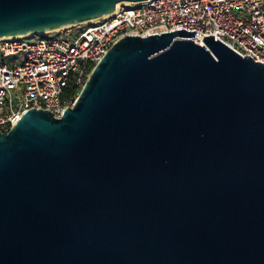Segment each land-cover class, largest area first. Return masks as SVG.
Returning a JSON list of instances; mask_svg holds the SVG:
<instances>
[{"label": "water", "instance_id": "1", "mask_svg": "<svg viewBox=\"0 0 264 264\" xmlns=\"http://www.w3.org/2000/svg\"><path fill=\"white\" fill-rule=\"evenodd\" d=\"M140 1L0 0V39ZM196 34L125 36L0 132V264H264V64Z\"/></svg>", "mask_w": 264, "mask_h": 264}, {"label": "built area", "instance_id": "2", "mask_svg": "<svg viewBox=\"0 0 264 264\" xmlns=\"http://www.w3.org/2000/svg\"><path fill=\"white\" fill-rule=\"evenodd\" d=\"M148 1L123 2L113 14L82 24L78 33L72 32L75 26L1 38L0 132L7 133L30 109L61 118L74 106L96 65L125 36L194 30L191 39L197 44L214 36L241 57L264 64V0Z\"/></svg>", "mask_w": 264, "mask_h": 264}, {"label": "rangeland", "instance_id": "3", "mask_svg": "<svg viewBox=\"0 0 264 264\" xmlns=\"http://www.w3.org/2000/svg\"><path fill=\"white\" fill-rule=\"evenodd\" d=\"M81 26H82V25H79V26H77L76 28L72 29V32H73V33H76V32L78 33V32L81 31V29H82ZM70 28H72V27H70ZM64 32H65V33H68L69 31H64ZM58 35H59V36H63V35H65V34L62 33V34H58ZM35 39H36V40H37V39H40V37L37 36Z\"/></svg>", "mask_w": 264, "mask_h": 264}, {"label": "bare ground", "instance_id": "4", "mask_svg": "<svg viewBox=\"0 0 264 264\" xmlns=\"http://www.w3.org/2000/svg\"><path fill=\"white\" fill-rule=\"evenodd\" d=\"M120 5H121V3L118 4V6H120ZM95 21H96V20H95ZM95 21H91V22H95ZM91 22H89V23H91ZM89 23H88V24H89ZM158 32H162V30H158Z\"/></svg>", "mask_w": 264, "mask_h": 264}, {"label": "trees", "instance_id": "5", "mask_svg": "<svg viewBox=\"0 0 264 264\" xmlns=\"http://www.w3.org/2000/svg\"><path fill=\"white\" fill-rule=\"evenodd\" d=\"M71 93H72V92H71ZM71 93H70V94H71ZM72 95L76 97L78 94H77L76 92H75V93L73 92Z\"/></svg>", "mask_w": 264, "mask_h": 264}]
</instances>
